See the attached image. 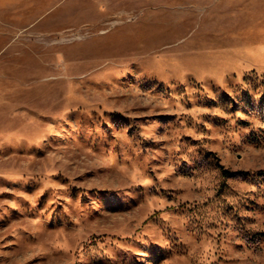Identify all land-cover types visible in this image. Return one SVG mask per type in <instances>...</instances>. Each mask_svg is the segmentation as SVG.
I'll list each match as a JSON object with an SVG mask.
<instances>
[{"label": "rangeland", "instance_id": "374dc122", "mask_svg": "<svg viewBox=\"0 0 264 264\" xmlns=\"http://www.w3.org/2000/svg\"><path fill=\"white\" fill-rule=\"evenodd\" d=\"M0 264H264V0H0Z\"/></svg>", "mask_w": 264, "mask_h": 264}]
</instances>
